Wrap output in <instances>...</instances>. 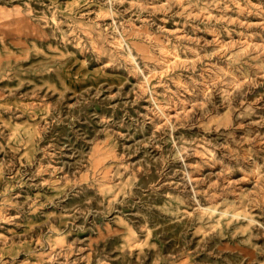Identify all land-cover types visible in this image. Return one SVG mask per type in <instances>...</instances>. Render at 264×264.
I'll list each match as a JSON object with an SVG mask.
<instances>
[{
  "label": "rangeland",
  "instance_id": "374dc122",
  "mask_svg": "<svg viewBox=\"0 0 264 264\" xmlns=\"http://www.w3.org/2000/svg\"><path fill=\"white\" fill-rule=\"evenodd\" d=\"M0 264H264V0H0Z\"/></svg>",
  "mask_w": 264,
  "mask_h": 264
}]
</instances>
